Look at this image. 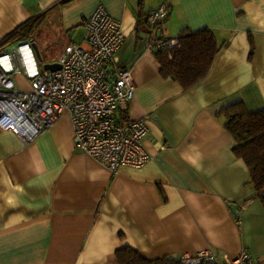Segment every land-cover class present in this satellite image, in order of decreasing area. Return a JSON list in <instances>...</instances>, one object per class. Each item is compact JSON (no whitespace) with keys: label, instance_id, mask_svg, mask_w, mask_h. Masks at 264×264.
<instances>
[{"label":"crops","instance_id":"crops-1","mask_svg":"<svg viewBox=\"0 0 264 264\" xmlns=\"http://www.w3.org/2000/svg\"><path fill=\"white\" fill-rule=\"evenodd\" d=\"M161 1L0 0V51L17 27L41 17L52 37L29 39L42 63L83 40L96 7L120 23L125 39L108 69H130L134 94L123 117L148 118L144 146L152 154L142 167L112 172L74 148L67 111L29 143L0 130V264H118L114 252L123 246L149 260L244 249L264 264V207L216 115L234 103L264 109V0H166L168 37L208 28L222 43L189 89L162 77L148 49L146 18ZM15 83L30 87L20 74Z\"/></svg>","mask_w":264,"mask_h":264},{"label":"built area","instance_id":"built-area-1","mask_svg":"<svg viewBox=\"0 0 264 264\" xmlns=\"http://www.w3.org/2000/svg\"><path fill=\"white\" fill-rule=\"evenodd\" d=\"M168 14L166 0L148 13L151 52L177 42L165 33ZM83 26V40L66 44L58 54L57 70L42 68L29 38L0 52V130L10 131L29 143L67 111L75 149L112 172L123 165L142 167L152 160L144 146L148 118L123 117L134 94L132 74L129 68L108 69L125 39L121 25L98 6ZM17 74L29 80L28 90L16 85ZM176 260L181 264H254L244 249L230 257L209 248L193 255L183 254Z\"/></svg>","mask_w":264,"mask_h":264},{"label":"trees","instance_id":"trees-1","mask_svg":"<svg viewBox=\"0 0 264 264\" xmlns=\"http://www.w3.org/2000/svg\"><path fill=\"white\" fill-rule=\"evenodd\" d=\"M143 1L138 0V4L141 5ZM40 24L41 17H38L20 25L7 37L5 44L32 38L33 31ZM175 38L177 42L172 47L156 50L153 55L160 65L162 77H171L183 89H189L206 76L222 43H217L208 28L196 31L182 29ZM249 42L250 59L254 48L251 37ZM216 115L223 119V127L232 136V152L247 166L251 182L264 207V109L249 112L242 103H234L221 108ZM114 253L118 264H181L176 259L149 260L129 246L118 248Z\"/></svg>","mask_w":264,"mask_h":264},{"label":"rangeland","instance_id":"rangeland-1","mask_svg":"<svg viewBox=\"0 0 264 264\" xmlns=\"http://www.w3.org/2000/svg\"><path fill=\"white\" fill-rule=\"evenodd\" d=\"M48 29H50V27H47V25L44 23L43 25H39L37 28H35V30L33 31V35H32V37H34V39H36V37L37 38H40V37H44V38H50V37H52L50 34H49V30ZM63 39V37H61V39L59 38V36H57V40L55 41V42H53L52 44H51V46H49V49L50 50H55L58 46H59V44H60V41ZM13 46H15L17 43H11ZM3 51V50H2ZM1 52V51H0ZM42 54H44L43 53V51H42Z\"/></svg>","mask_w":264,"mask_h":264},{"label":"water","instance_id":"water-1","mask_svg":"<svg viewBox=\"0 0 264 264\" xmlns=\"http://www.w3.org/2000/svg\"><path fill=\"white\" fill-rule=\"evenodd\" d=\"M32 47H33V50H34V53H35V56H36L38 62L42 63V58L39 55V52L37 50V47H36L35 43H33V42H32ZM42 68L46 69V70L53 71V70L59 69V64L56 63V62H53V63H42Z\"/></svg>","mask_w":264,"mask_h":264}]
</instances>
